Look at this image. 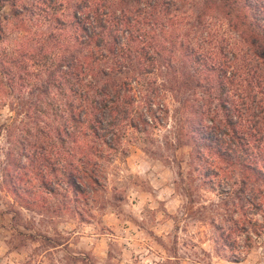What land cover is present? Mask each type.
<instances>
[{
	"label": "rangeland",
	"instance_id": "obj_1",
	"mask_svg": "<svg viewBox=\"0 0 264 264\" xmlns=\"http://www.w3.org/2000/svg\"><path fill=\"white\" fill-rule=\"evenodd\" d=\"M204 1H177L174 13L182 23L173 32L180 41L221 51L225 66L229 50L243 45L241 30ZM9 13L8 6L0 9V16ZM204 13L203 26L183 38ZM22 34L12 33L2 46ZM156 67L148 76L134 73L139 82L132 83L131 116L139 129L121 131L117 150L101 159L102 188L77 199L56 175L50 194L38 173V153L69 163L78 152L71 138L34 137L35 124L47 130L55 122L60 96L53 108L40 106L41 80L30 85L0 76V264H264V193L239 194L238 174L235 186L226 172L210 183L202 177L182 136L191 104H199L198 80L183 59L174 62L169 54ZM151 87L159 97L147 115L135 90Z\"/></svg>",
	"mask_w": 264,
	"mask_h": 264
},
{
	"label": "trees",
	"instance_id": "obj_2",
	"mask_svg": "<svg viewBox=\"0 0 264 264\" xmlns=\"http://www.w3.org/2000/svg\"><path fill=\"white\" fill-rule=\"evenodd\" d=\"M177 1L0 0V9L10 10L0 16V76L30 85L41 80L40 106L53 108L60 96L55 122L47 130L35 124L34 137L51 133L61 142L68 137L78 149L69 163L38 153V173L50 194L52 175L76 199L102 188L104 154L117 150L121 131L139 129L131 116L132 85L139 82L134 73L156 72L157 60L167 54L174 62L183 59L198 80L199 104H191L182 136L192 145L202 177L210 183L226 172L235 186L238 174L239 194L264 193V0L204 1L207 10L223 12L233 29L241 30L243 45L229 50L225 66L218 61L221 51H206L200 42L196 46L174 34L182 23L174 13ZM205 15L182 37L200 29ZM20 32L14 44L2 46ZM154 89L135 90L147 115L159 97Z\"/></svg>",
	"mask_w": 264,
	"mask_h": 264
}]
</instances>
